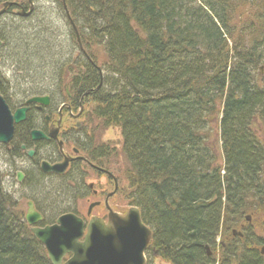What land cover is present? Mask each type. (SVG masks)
<instances>
[{"label": "trees", "instance_id": "trees-1", "mask_svg": "<svg viewBox=\"0 0 264 264\" xmlns=\"http://www.w3.org/2000/svg\"><path fill=\"white\" fill-rule=\"evenodd\" d=\"M57 1L92 61L69 89H90L93 133L120 131V159L96 155L150 228L149 257L264 264V0ZM40 53L26 54L36 78L53 57ZM42 178L29 183L45 202L72 191ZM20 218L0 172V264H51Z\"/></svg>", "mask_w": 264, "mask_h": 264}, {"label": "flooded vegetation", "instance_id": "flooded-vegetation-1", "mask_svg": "<svg viewBox=\"0 0 264 264\" xmlns=\"http://www.w3.org/2000/svg\"><path fill=\"white\" fill-rule=\"evenodd\" d=\"M14 3L17 6L13 4L6 7L4 14L12 11L14 14L28 15L26 13L30 6L29 2L26 6L15 1ZM16 9L20 12L18 13ZM64 76L57 75L60 79ZM74 78H79V75H72L71 79ZM89 91L90 89H86L76 96L67 85L61 89L58 84L51 83L46 93H30L33 95L31 99L46 98L45 103L27 102L30 100L27 99L23 104L12 106V112L24 109V121L14 126V136L7 145L0 144V148L4 151L1 154L8 157V168L3 172L0 167L2 185L6 194H14L16 191L24 193L25 186L34 175H42L48 182L57 181L61 184L67 182L73 186L69 188L77 197L84 198L86 211L82 215L74 207L73 210L64 213H70L80 219L83 222V230L87 229L88 223L93 219L103 223L109 222V211L122 215L131 207L130 203L126 207L118 206L115 198L121 200L125 195L127 199V194L111 164L109 168L110 160L108 158L101 160L102 158L96 155V152L99 153V144L92 142L94 138L91 135L90 122L93 117L88 107L89 99H86ZM33 132H36L35 138ZM64 162L63 170L46 169V165ZM33 194L26 195L22 200L24 213L22 211L20 220L27 222L25 216L27 203L30 202L40 216L39 219L32 218L33 222H36L32 226L43 228L53 225L56 219L49 222L45 220L43 214L45 209L39 205L42 200ZM14 203L16 206L17 200Z\"/></svg>", "mask_w": 264, "mask_h": 264}, {"label": "rangeland", "instance_id": "rangeland-1", "mask_svg": "<svg viewBox=\"0 0 264 264\" xmlns=\"http://www.w3.org/2000/svg\"><path fill=\"white\" fill-rule=\"evenodd\" d=\"M5 1H15L26 6V0H0V7ZM32 1L33 9L31 13L26 16L14 14L12 11L0 16V38L2 39V45L0 46V80H3L6 84L4 87H1V89L4 91V97L10 106L23 104L25 100L30 99L33 95H30L29 91L31 93L48 92L49 84L58 83L59 80L56 79L57 75L67 74L61 79L62 88L65 84L68 85L69 77L77 75V72H79V70L81 71V54L77 47L74 33H72L71 28L67 25V21L58 9L59 1ZM3 39L6 40L3 41ZM39 44H41V46H38ZM92 50L94 51V47L91 48V51ZM35 52L36 55L41 52V56H53L50 60H48L47 57L45 58L47 65L39 71L40 74H38L37 78L34 77L35 73L32 69V65L37 61L36 57L30 60V62H27L26 59V54L33 55ZM43 63H41V65ZM256 70L257 74L263 75V65L259 64ZM68 71L70 73H68ZM50 76L52 80L49 82L48 79ZM57 105L59 104H56V106ZM88 107L90 108V105ZM90 126L91 135L94 138L92 142L96 145L107 144L114 150L111 157L112 164L114 165L116 159L119 160L121 157L119 150L122 140L119 129L108 127L104 130H96L93 133V122H90ZM213 142L215 143V141ZM0 152L3 153L4 151L1 149ZM7 165L8 157L5 154H0V167L3 169V172L5 168H8ZM109 168H111V165ZM112 168L114 172H116L115 167L112 166ZM33 178L34 176L29 179L28 184L25 186L26 189L24 193H17L16 191L14 193L15 195L12 194L11 196L13 199H17L15 208L18 213H22V211L24 213L22 200L26 195L36 193L33 190L35 186L32 188L29 183ZM45 182L48 181L42 178V184L45 185ZM53 182L58 183L57 181ZM120 184L124 186V183L120 182ZM63 185L70 188L73 187L67 182H64ZM123 198L124 199L121 200L115 198L118 206H129V201L126 199L125 195ZM39 205L44 207L45 210L43 214L45 220L48 222L55 220L59 214L67 210H73L74 207L80 211L82 215L86 211L84 198L77 197L72 191L67 197H61L59 201L57 200L55 203L43 201ZM251 222H253V219H250L248 223L251 224ZM262 229L264 230V219ZM146 262H149V264H169L155 256L149 257L148 254L146 255Z\"/></svg>", "mask_w": 264, "mask_h": 264}, {"label": "water", "instance_id": "water-1", "mask_svg": "<svg viewBox=\"0 0 264 264\" xmlns=\"http://www.w3.org/2000/svg\"><path fill=\"white\" fill-rule=\"evenodd\" d=\"M9 5L11 4L5 2L3 8ZM3 11L4 9L0 10V15ZM45 99L34 97L28 102L45 103ZM24 117V109L11 114L0 96L1 143H7L11 139L13 123H20ZM57 168L52 166L46 169L56 171ZM28 206L25 219L31 225L36 223L32 218L39 219L40 216L30 204ZM108 216L109 222L106 224L93 219L88 223L87 229L83 230V222L67 213L51 226L30 227V231L45 248L51 264H146L145 252L150 244L151 231L141 222L138 209L130 207L125 215L109 211ZM205 250L209 253L208 246Z\"/></svg>", "mask_w": 264, "mask_h": 264}, {"label": "bare ground", "instance_id": "bare-ground-1", "mask_svg": "<svg viewBox=\"0 0 264 264\" xmlns=\"http://www.w3.org/2000/svg\"><path fill=\"white\" fill-rule=\"evenodd\" d=\"M29 4H30V9H29V11L26 13V14H30L31 13V11H32V9H33V3H32V0H29ZM4 13H2L0 16H2ZM67 21H69L68 19H66ZM69 23H70V26H71V30H72V32L74 33V29H73V27H75V25L73 24V22L72 21H69ZM79 40L80 41V38H79V35H75V40ZM81 42V41H80ZM6 84H5V82L3 81V80H0V88L1 87H4ZM82 92H85V90L84 91H82ZM31 92L29 91V94H30ZM0 96L4 99V101L6 102V104H7V106H8V108H9V110L12 112V106H10L9 105V103H8V101L6 100V98L4 97L5 95H1V93H0ZM34 98V97H33ZM31 99V98H30ZM24 121V120H23ZM23 121H21L20 123H23ZM40 136V135H39ZM0 144H2L1 142H0ZM3 145V144H2ZM0 150H1V148H0ZM2 152V151H1ZM1 152H0V154H1ZM263 177H264V174H263ZM12 203L14 204V202L12 201ZM15 205V204H14ZM131 207H136V206H133V205H131ZM137 208V207H136ZM138 209V208H137ZM139 211V210H138ZM139 215H140V212H139ZM140 217H141V215H140ZM247 217H249L248 218V220L246 219ZM250 219H252L250 216H248V215H245V220L247 221V222H249L250 221ZM206 254L207 255H211V252H210V250H209V253H207V251H206ZM152 255L153 256H155V253L154 252H152Z\"/></svg>", "mask_w": 264, "mask_h": 264}]
</instances>
